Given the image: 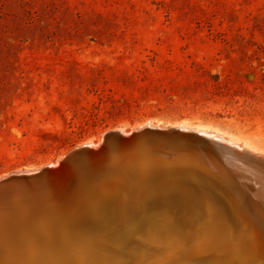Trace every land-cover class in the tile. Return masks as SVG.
Returning a JSON list of instances; mask_svg holds the SVG:
<instances>
[{
    "label": "rangeland",
    "instance_id": "374dc122",
    "mask_svg": "<svg viewBox=\"0 0 264 264\" xmlns=\"http://www.w3.org/2000/svg\"><path fill=\"white\" fill-rule=\"evenodd\" d=\"M179 124L264 154V0H0V178Z\"/></svg>",
    "mask_w": 264,
    "mask_h": 264
},
{
    "label": "bare ground",
    "instance_id": "6f19581e",
    "mask_svg": "<svg viewBox=\"0 0 264 264\" xmlns=\"http://www.w3.org/2000/svg\"><path fill=\"white\" fill-rule=\"evenodd\" d=\"M197 129L221 137L223 147L209 154L154 152L140 141L112 140L101 159L102 139L78 147L87 152L80 160L45 167L53 171L47 176L20 182L42 170L27 169L3 182L10 174L4 175L0 223H14L0 224V264H264V154ZM133 130L122 132L129 137ZM186 165L215 171L225 187L213 189L203 178L197 188ZM112 210L120 218L115 224ZM32 216L35 231L45 222L50 231L28 235L25 219Z\"/></svg>",
    "mask_w": 264,
    "mask_h": 264
},
{
    "label": "water",
    "instance_id": "95a60500",
    "mask_svg": "<svg viewBox=\"0 0 264 264\" xmlns=\"http://www.w3.org/2000/svg\"><path fill=\"white\" fill-rule=\"evenodd\" d=\"M103 142L101 143V147L99 148V150L103 149V151L105 152V154L103 156H101L100 158L103 159L106 154L111 150V141L112 140H116L121 142L122 144H125V142H127L128 145H137L140 142H142V144H144V146H146L149 150H152L154 152H158V150H165V151H174V152H189L192 154H196L197 152H202L205 154H209L211 153L214 149H217L219 151V149H221L223 146V142L221 137H214L212 136L211 132H205L202 130H199L197 128H186V127H181V126H143L139 129H134L129 137H126L124 135V132L122 131H111V132H106L103 135ZM216 140L218 142V144L214 145L211 143V141ZM136 142V143H135ZM221 143V145H220ZM91 147V146H89ZM88 147V148H89ZM221 147V148H220ZM188 154V153H186ZM220 154H222V152H220ZM87 155V152H83L81 149H73L72 151H70L68 154H66L64 156L65 160H68L69 158H76L80 160V158L82 156ZM161 160V159H160ZM175 167L179 168V165L176 164L174 165ZM187 168L190 171V183L192 185H196L197 188L200 187V185H198V179H209L210 180V184L205 183L204 185H209L211 186V188H215L218 189V186H222L223 188L225 187L224 183L226 182L225 178L216 176L217 173L215 171H212L210 169H207L206 171H203L202 168H199L198 165L197 166H193V168H190L189 165H186V167L183 168V170ZM28 173L29 171H27V169H23L21 170L20 173H24L21 174L22 176H26L25 173ZM16 172L10 173V176H8L9 178H6L3 182H6L7 180H11L14 177V174ZM53 173V171L43 168L42 170H40V172H36L33 175L29 176V178H23L21 180H19L20 182H25V181H29V180H36L38 177H44L47 176L49 174ZM132 175V173H131ZM129 174V178L127 179L130 183H132V179L131 176ZM127 176V175H126ZM3 177V176H2ZM1 177V178H2ZM199 177V178H198ZM123 180V181H122ZM121 182H126L125 179L121 178ZM204 182V181H203ZM71 184H73V186L77 185V183L75 181L72 180ZM130 185V184H128ZM126 187V186H124ZM217 187V188H216ZM264 194V192H263ZM4 195H8V197H11L10 194H4ZM5 196V197H6ZM2 197V195L0 196V198ZM16 218V217H15ZM32 217H27L25 219V229L28 233V235L31 234H45L46 232L48 233V228L47 225L48 223L45 222V224H43V226L41 227V232H37L35 230V226H33L32 222L30 221ZM11 219V218H10ZM10 219H5V221H2V226H4V228L6 226H10L12 225L14 222ZM10 220V221H9ZM20 220V219H18ZM16 220V221H18ZM58 221V219H57ZM8 224V225H6ZM16 231V230H15ZM19 232H13L14 236L18 237V241H20L21 239V235L18 234ZM19 235V236H18ZM17 241V242H18Z\"/></svg>",
    "mask_w": 264,
    "mask_h": 264
}]
</instances>
